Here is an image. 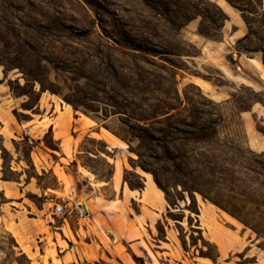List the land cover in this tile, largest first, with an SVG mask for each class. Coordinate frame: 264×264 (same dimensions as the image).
<instances>
[{"label":"rangeland","instance_id":"374dc122","mask_svg":"<svg viewBox=\"0 0 264 264\" xmlns=\"http://www.w3.org/2000/svg\"><path fill=\"white\" fill-rule=\"evenodd\" d=\"M227 2L232 12L216 0H0V90L28 106L44 92L77 111L81 119L67 131L63 149L79 160V173L109 180L121 174L128 185L140 184L137 170L149 173L173 208L168 216L175 228L190 230L188 243L199 238L197 223L185 219L183 228L181 221L195 215L199 202L208 206L206 226L238 229L264 249V84L237 60L243 53L264 63V0ZM230 13L247 27L241 38L230 37ZM196 78L219 87H199L191 81ZM86 115L95 120L90 137ZM73 122L70 116L69 126ZM101 137L121 147L106 149ZM55 173L68 192L51 195L54 200L87 197L85 181L70 193L71 178L59 165ZM112 189L107 198L113 199ZM117 203L109 210L117 211ZM209 209L221 218L211 221ZM66 217L68 231L56 234L71 251L66 261L119 264L126 258L141 264L140 246L125 247L116 220L103 226L92 215ZM132 228L131 236L141 235ZM3 239L12 244L11 237ZM203 244L201 256H214L215 246ZM47 245H55L52 234ZM59 256L47 250L43 259L60 264Z\"/></svg>","mask_w":264,"mask_h":264},{"label":"crops","instance_id":"0c3cea01","mask_svg":"<svg viewBox=\"0 0 264 264\" xmlns=\"http://www.w3.org/2000/svg\"><path fill=\"white\" fill-rule=\"evenodd\" d=\"M229 16L232 26L235 27L230 37H243L247 32L246 25L231 13ZM237 60L241 68L255 72L264 84V63L261 57H248L238 53ZM221 63L225 68L231 69L224 60ZM221 68L223 73L229 76L228 71ZM201 79L211 87H219L205 78ZM191 81L202 87L193 79ZM26 103V100L12 99L6 91L0 90V253H14L9 256L0 254V264H21L16 258L18 255L28 257L25 264H45V252L54 249L60 255V264H83L78 258L65 260L71 251L59 244L56 235L59 233L63 236L70 227L66 216L53 212V203L56 200L51 195L68 192L66 184L55 173L57 165L71 178L70 193L80 182H86L83 187L87 189V197L84 198L89 209L87 216L92 215V220L100 217L103 226H108L111 220H116L113 227L115 226L125 247L140 246L143 252V255H139L141 264H264V249L256 246L250 234L238 229L223 230L213 224L206 226L203 218L208 208L206 203L203 205L198 202V210L194 216L192 212L184 214L182 227L184 228L185 219L189 223L193 219L197 223L195 232L199 235L195 243H188L186 238L190 230L184 228L180 231L175 228L168 216L173 208L147 172L137 170L144 181L143 188H131L121 174L115 179V173L109 180L94 172H91L94 178L79 173V160L69 159L63 149L67 131L71 132V127L75 129L77 121L81 119L77 111H68L62 101L50 98L44 92L34 104L28 106ZM70 116L75 120L72 126H69ZM94 127L92 124L89 126L86 134L88 137L92 136ZM82 134L83 131L76 138ZM101 140H104L106 149L121 147V144L112 139L101 137ZM80 153H88L95 158H103L104 155V151L100 149H81ZM111 186L113 199L107 198ZM82 194L79 197L82 198ZM101 196L102 201L99 200ZM117 201L119 203L116 205L120 208L117 211L109 210L111 203ZM207 215L211 221L221 218L219 213L211 209ZM59 216L64 217V221L56 223L55 220ZM104 221H107L108 225H105ZM132 225L141 235L131 236L135 232ZM142 227L147 230L149 238H146ZM85 231H90L89 225ZM49 234H52L54 239V247L47 245ZM7 236L12 239L10 245L4 244L6 242L3 238ZM142 239L151 253L142 245ZM205 240L217 249L214 256H201V252L206 249L203 244ZM225 258L229 260L223 263ZM118 263L131 264L126 258L120 259ZM49 264H54L52 258H49Z\"/></svg>","mask_w":264,"mask_h":264},{"label":"built area","instance_id":"2783aa9c","mask_svg":"<svg viewBox=\"0 0 264 264\" xmlns=\"http://www.w3.org/2000/svg\"><path fill=\"white\" fill-rule=\"evenodd\" d=\"M53 212L61 216L75 215L82 219L87 217L89 209L83 198L67 195L59 197V200L53 203Z\"/></svg>","mask_w":264,"mask_h":264},{"label":"bare ground","instance_id":"6f19581e","mask_svg":"<svg viewBox=\"0 0 264 264\" xmlns=\"http://www.w3.org/2000/svg\"><path fill=\"white\" fill-rule=\"evenodd\" d=\"M216 1L225 10H227L228 12H232L233 7L227 2V0H216ZM195 81H196V83H198L199 85H201L203 88H205V89H211V85L208 82L204 81L203 79L196 78ZM51 97H52V95H51ZM69 108H70V105H69ZM85 119H86V121H85L86 125H90V124L93 123V120L91 118H89L88 116H86Z\"/></svg>","mask_w":264,"mask_h":264},{"label":"trees","instance_id":"16d2710c","mask_svg":"<svg viewBox=\"0 0 264 264\" xmlns=\"http://www.w3.org/2000/svg\"><path fill=\"white\" fill-rule=\"evenodd\" d=\"M125 181H126V178H125ZM157 181V180H156ZM158 185L160 186V183L157 181ZM129 186L131 188H143L144 187V181L142 180L141 178V182L139 185H133L132 183L129 182ZM161 187V186H160Z\"/></svg>","mask_w":264,"mask_h":264}]
</instances>
